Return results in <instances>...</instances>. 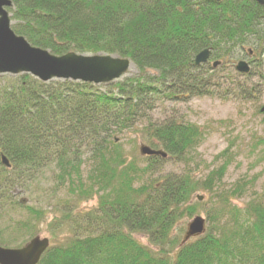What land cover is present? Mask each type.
<instances>
[{
  "label": "trees",
  "instance_id": "trees-1",
  "mask_svg": "<svg viewBox=\"0 0 264 264\" xmlns=\"http://www.w3.org/2000/svg\"><path fill=\"white\" fill-rule=\"evenodd\" d=\"M10 1L12 30L32 46L58 57L128 59L136 74L129 71L104 85L0 76V246L6 233L2 222L19 209L28 212L24 225L35 237L46 213L18 197L54 167L59 185L67 183L75 197L49 224L53 242L61 230L69 235L51 244L39 264H264V192L253 193L243 207L233 204L257 177L252 185L244 179L230 190L217 189L235 160L231 147L211 164L225 159L218 169L198 178L186 166L204 142L202 129L179 120H150L160 101H256L251 79L264 81L259 71L264 5L257 0ZM205 50L212 63L196 66ZM241 61L249 63V74L237 71ZM237 75L245 77L244 85ZM139 123L142 129L135 128ZM126 131L139 133L145 146L167 157H142L139 151L140 156L126 158L123 145L112 139ZM259 147L258 161L264 162V138L253 150ZM85 154L92 164L86 181ZM169 162L182 163L184 171L166 173ZM199 193L208 199L199 202ZM94 198L96 207L79 209ZM201 210L205 233L183 244L186 222Z\"/></svg>",
  "mask_w": 264,
  "mask_h": 264
},
{
  "label": "rangeland",
  "instance_id": "rangeland-1",
  "mask_svg": "<svg viewBox=\"0 0 264 264\" xmlns=\"http://www.w3.org/2000/svg\"><path fill=\"white\" fill-rule=\"evenodd\" d=\"M260 61L262 63L259 71L264 73V57ZM129 73L130 75L136 74L134 67L131 68ZM236 78L244 85L245 77L237 75ZM251 84L257 86L254 89L257 98L253 102L246 101L244 103L237 101V99L235 101L233 99L221 100L218 97L194 98L185 103L160 101L156 103L154 110L150 113V120L153 123L179 120L197 125L202 129L205 136L204 142L193 153L191 162L186 166L191 168L192 171L195 170L198 178H202L212 170L218 169L225 159H221L215 166H211V164L220 154L231 147V153L236 155L235 160L227 169L221 183L224 186L221 188L217 186V189L230 190L233 185L244 179L251 182L252 185V179L257 177L254 187L249 189L246 196L233 201V204L239 207H243L253 197V193L264 192V162L258 161L263 147L253 150L257 140L264 138V113L260 112L264 109V81L254 78L251 79ZM143 127V124L139 123L135 128L142 129ZM112 139L123 145L128 159L136 157V154L140 156L141 145H146L143 143V137L137 132L133 134L131 131H126L123 134L112 136ZM91 166L88 154H85L81 168L85 181L91 171ZM208 166L211 167L208 168ZM55 169L53 167L47 172L44 171L39 181L32 183L29 190L18 197V199L24 200L23 202L27 206L46 213V220L35 228L33 236L48 238L51 244L62 242L69 235L67 231L61 230L57 233V240L53 242L54 238L49 231V224L54 220V217H62V214L69 210L68 205L70 203L68 205L66 203L70 200L73 201L72 198L75 197L67 190V183L63 187L59 185L56 179L58 173L55 172ZM184 169L182 163L169 162L166 164L164 171L166 173H182ZM196 196H201V194L199 193ZM202 196L204 200L208 199L207 194ZM96 205L97 198H94L92 201L81 203L79 209L87 211L93 209ZM203 210L196 217L200 216L206 219ZM193 219L187 221L186 225L192 222ZM26 223H29V215L24 209L14 211L6 221L2 222V228H5L6 232L2 239L4 242L3 247L14 249L17 246H24L28 240H32L30 237L32 234L26 230L24 225Z\"/></svg>",
  "mask_w": 264,
  "mask_h": 264
},
{
  "label": "water",
  "instance_id": "water-1",
  "mask_svg": "<svg viewBox=\"0 0 264 264\" xmlns=\"http://www.w3.org/2000/svg\"><path fill=\"white\" fill-rule=\"evenodd\" d=\"M257 1L264 5L263 0ZM11 7L10 0H0V75L28 74L42 82L62 80L104 85L122 79L131 70L130 60L116 56L70 53L58 57L49 51L32 46L12 30L11 16L8 12ZM210 57V50L201 52L196 57V66L207 64ZM219 64L217 62L213 67L217 68ZM236 69L240 74L247 75L251 67L246 61H241ZM140 151L145 157H167L163 152L155 151L148 146H142ZM2 162L6 167H10L7 158L3 157ZM197 198L199 202L204 201L202 196ZM206 227V219L195 217L187 226L183 244L203 235ZM50 246V239L40 237L33 238L21 248L0 246V264H39Z\"/></svg>",
  "mask_w": 264,
  "mask_h": 264
},
{
  "label": "flooded vegetation",
  "instance_id": "flooded-vegetation-1",
  "mask_svg": "<svg viewBox=\"0 0 264 264\" xmlns=\"http://www.w3.org/2000/svg\"><path fill=\"white\" fill-rule=\"evenodd\" d=\"M250 56H252V55H250ZM211 64L212 62H211V57H210V59H209V61H208V63L207 64ZM248 63V62H247ZM249 64V63H248Z\"/></svg>",
  "mask_w": 264,
  "mask_h": 264
}]
</instances>
